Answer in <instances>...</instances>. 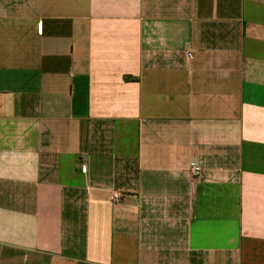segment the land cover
Returning a JSON list of instances; mask_svg holds the SVG:
<instances>
[{
  "label": "crops",
  "instance_id": "1",
  "mask_svg": "<svg viewBox=\"0 0 264 264\" xmlns=\"http://www.w3.org/2000/svg\"><path fill=\"white\" fill-rule=\"evenodd\" d=\"M0 264H264V0H0Z\"/></svg>",
  "mask_w": 264,
  "mask_h": 264
},
{
  "label": "built area",
  "instance_id": "2",
  "mask_svg": "<svg viewBox=\"0 0 264 264\" xmlns=\"http://www.w3.org/2000/svg\"><path fill=\"white\" fill-rule=\"evenodd\" d=\"M84 170H86V168H84ZM201 166L199 164H194L192 171L195 175H198L201 173Z\"/></svg>",
  "mask_w": 264,
  "mask_h": 264
}]
</instances>
